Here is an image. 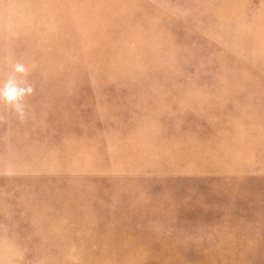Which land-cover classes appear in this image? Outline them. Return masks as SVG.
Returning a JSON list of instances; mask_svg holds the SVG:
<instances>
[{
  "label": "rangeland",
  "instance_id": "374dc122",
  "mask_svg": "<svg viewBox=\"0 0 264 264\" xmlns=\"http://www.w3.org/2000/svg\"><path fill=\"white\" fill-rule=\"evenodd\" d=\"M0 264H264V0H0Z\"/></svg>",
  "mask_w": 264,
  "mask_h": 264
},
{
  "label": "clouds",
  "instance_id": "9594fccd",
  "mask_svg": "<svg viewBox=\"0 0 264 264\" xmlns=\"http://www.w3.org/2000/svg\"><path fill=\"white\" fill-rule=\"evenodd\" d=\"M33 68L34 66L23 62H14L8 77L0 81V103L9 106L15 118L20 122L27 120L26 98L35 92V87L29 80Z\"/></svg>",
  "mask_w": 264,
  "mask_h": 264
}]
</instances>
